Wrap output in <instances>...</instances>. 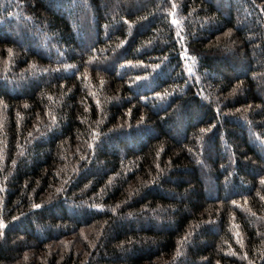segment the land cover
<instances>
[{
  "label": "trees",
  "instance_id": "1",
  "mask_svg": "<svg viewBox=\"0 0 264 264\" xmlns=\"http://www.w3.org/2000/svg\"><path fill=\"white\" fill-rule=\"evenodd\" d=\"M262 181L264 0H0V264H264Z\"/></svg>",
  "mask_w": 264,
  "mask_h": 264
},
{
  "label": "snow or ice",
  "instance_id": "2",
  "mask_svg": "<svg viewBox=\"0 0 264 264\" xmlns=\"http://www.w3.org/2000/svg\"><path fill=\"white\" fill-rule=\"evenodd\" d=\"M9 14H11V13H9ZM154 67H159V66L154 65ZM189 71H191V69H189ZM137 79H140V77H137ZM156 95H157V97H159L160 93H157ZM141 119L143 120V118H141ZM204 131H206V129H201V132H204ZM90 147H91V145H90ZM198 163H199V161H198ZM262 182H264V181H262ZM40 207H41V205H39V204L33 205V208H40ZM13 219H15V218H13ZM4 227H5V225L2 222H0V229H3ZM177 255H179V253H177Z\"/></svg>",
  "mask_w": 264,
  "mask_h": 264
},
{
  "label": "rangeland",
  "instance_id": "3",
  "mask_svg": "<svg viewBox=\"0 0 264 264\" xmlns=\"http://www.w3.org/2000/svg\"><path fill=\"white\" fill-rule=\"evenodd\" d=\"M182 54H183V56H184L185 58H187L186 51H185V52H182ZM206 179L209 180L208 178H206Z\"/></svg>",
  "mask_w": 264,
  "mask_h": 264
},
{
  "label": "water",
  "instance_id": "4",
  "mask_svg": "<svg viewBox=\"0 0 264 264\" xmlns=\"http://www.w3.org/2000/svg\"><path fill=\"white\" fill-rule=\"evenodd\" d=\"M182 56H183V54H182Z\"/></svg>",
  "mask_w": 264,
  "mask_h": 264
}]
</instances>
